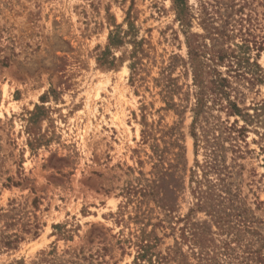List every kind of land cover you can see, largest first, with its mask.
I'll return each mask as SVG.
<instances>
[{
	"label": "rangeland",
	"instance_id": "374dc122",
	"mask_svg": "<svg viewBox=\"0 0 264 264\" xmlns=\"http://www.w3.org/2000/svg\"><path fill=\"white\" fill-rule=\"evenodd\" d=\"M0 234V264H264V0H0Z\"/></svg>",
	"mask_w": 264,
	"mask_h": 264
},
{
	"label": "trees",
	"instance_id": "16d2710c",
	"mask_svg": "<svg viewBox=\"0 0 264 264\" xmlns=\"http://www.w3.org/2000/svg\"><path fill=\"white\" fill-rule=\"evenodd\" d=\"M174 2L177 5V8H179V4H182V0H174ZM182 9H178V12H181ZM223 78L219 79H208L207 81H204L201 77H199L198 74L194 73V82L199 87V90L197 92V100H196V105L200 106L203 98H205V95H207V91L211 92L214 94L216 99L218 100H224L226 105L224 106L226 108V112L228 114H238L241 116V108L238 107L237 103L233 100H231L228 97L227 93V86L222 83ZM14 238H11V235H1L0 234V247L5 246L8 248L15 247V243L17 242L18 237L16 234H13ZM146 241V240H145ZM151 248V242L146 241V242H141L139 245L140 252L138 253V258L143 259L145 256H147ZM163 258L162 256H159V259Z\"/></svg>",
	"mask_w": 264,
	"mask_h": 264
}]
</instances>
